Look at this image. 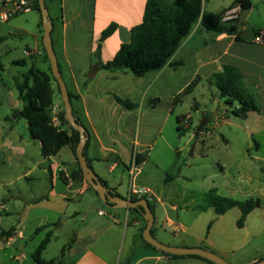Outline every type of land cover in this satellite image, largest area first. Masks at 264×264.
<instances>
[{
	"label": "rangeland",
	"instance_id": "1",
	"mask_svg": "<svg viewBox=\"0 0 264 264\" xmlns=\"http://www.w3.org/2000/svg\"><path fill=\"white\" fill-rule=\"evenodd\" d=\"M251 1L250 18L264 25V0ZM231 2L205 0L203 9L219 12ZM56 3L59 4V0ZM89 4L87 0L86 8ZM47 5L50 18L54 17L50 3L47 2ZM23 18H27L28 30L36 29L42 34L41 17L37 10L18 15V19ZM7 28L8 24L0 21V37L6 35L0 39V120L2 124L14 127V136H22L21 143L26 154L17 155L9 162L8 184L0 186V202L4 200L6 207L0 212V229L6 230L21 220L24 237L17 238V242L12 244L0 240V264H34L31 253L53 226L37 232L35 228L56 221L60 222V226L53 228V234L41 254L43 259L55 258L54 264H57L61 249L71 245L76 237L84 235L94 239V243L90 241L88 244L91 246L89 253L81 260L73 252L66 253L62 258L63 264H102L101 261L123 264L124 260H131L132 227L128 226L126 230L128 216L125 208L107 206L93 190L79 193L75 186L69 189L59 178L53 183L54 193L63 197L50 198L52 185L46 168L48 162L43 161L40 144L29 135L26 121L20 116H13L17 109L12 100V96L17 99L13 80L29 68L31 61L25 65L12 64L11 55L6 50L16 47L27 36L7 35ZM83 36L88 38L89 31ZM33 63L39 70L52 74L48 58L44 57V61L36 59ZM193 68V64L186 63L184 66L167 68L163 73L151 71L145 74L146 79L151 80V100L147 101L149 108L139 116L135 126L148 128L151 135L149 141L152 146L148 148L147 152L150 153L141 175H152L149 185L155 195L146 199L156 217L153 233L158 241L168 244L173 233H182L181 223L189 225L184 229L203 233L208 222L213 221L212 236L221 247L220 254H216L231 264H241L255 256L257 250L264 249V121L257 120L253 113L247 118L223 113L224 108L217 101V88L204 80L185 93L182 89L188 83ZM67 79L66 70H63V80L69 87ZM51 85L55 100L53 105L58 110L62 98L54 78H51ZM176 96L178 100L173 102ZM196 102L199 104L198 110L193 107ZM219 102L224 103L222 99ZM186 114L191 117L181 121L182 131H178L177 116ZM5 116H8L7 120L3 119ZM203 117L208 118V122L204 130L195 136L196 127ZM53 121L58 123L55 117ZM255 143L259 144V148ZM72 157L70 148L64 146L56 156H52V160L67 164ZM38 159L39 166L35 164ZM32 165L35 166L34 170L29 175H22ZM99 165L107 170L109 162H100ZM126 171L120 163L113 172L118 177L122 175L124 185L129 179ZM166 173L172 174L173 179L161 185L160 177ZM15 176L18 177L15 179ZM234 185L245 189L255 188L257 191L252 194L259 199L262 209L259 211L261 216L256 218L258 226L252 232L236 226L237 208L217 216L207 203L206 193L209 189L216 188L219 193L227 194L226 189ZM161 187L165 191V196L161 198L163 204L156 199L157 189ZM121 195L126 197V192H121ZM236 197H240V194ZM172 203L185 208L179 218L178 210L171 208ZM99 210L105 214H99ZM166 216L172 218L174 223L167 225ZM83 245L77 242L74 247L79 251ZM18 254L22 255L19 260L11 259Z\"/></svg>",
	"mask_w": 264,
	"mask_h": 264
},
{
	"label": "crops",
	"instance_id": "2",
	"mask_svg": "<svg viewBox=\"0 0 264 264\" xmlns=\"http://www.w3.org/2000/svg\"><path fill=\"white\" fill-rule=\"evenodd\" d=\"M46 1L50 3L55 15L51 17L53 23L51 37L59 70L62 77L63 70H66L68 77L67 82L70 85L68 87L64 80L67 89L79 95V99L74 100L73 106L76 115L80 117L88 131L86 159L90 160V166L93 167L92 169L97 176L106 181L108 187L114 189L118 195L122 196L121 192L125 191L126 197L124 198L132 200L134 197L129 198L128 191L131 185H135L148 189V194L154 196L155 194L151 191V185H149L152 175H141L142 168L150 153L147 152L148 148L152 146L149 141L151 135L149 134L148 128L145 129L144 126H135L140 118L139 116L146 113L149 108L147 101L151 100V80H147L145 75L135 76L125 70L92 69L96 58L95 53L98 48L101 31L112 22L117 24L115 30L100 42L99 58L104 62L114 56L122 42L129 40L131 27L142 20L146 0H88L90 4L87 8L85 5L87 0H59V4L56 3V0ZM251 3V7L248 9H239L236 13L237 17L235 18V22L237 25V34L239 36L238 39L236 38V34L206 31L199 22H197L170 58L171 61L177 62V64L174 66L167 64L157 71L163 73L167 68H176L177 66H184L186 63H191L194 68L188 76L187 84L196 78L197 85L203 80L208 82L207 78L213 72L221 70L224 64L233 65L242 72L245 82L251 84L258 94L259 110L249 111L246 118L253 113L256 115L257 120L264 121V44L251 40V31L253 29H263L264 25L250 18L249 11L253 6V2L251 1ZM32 10L33 9L30 11ZM18 15L19 14L14 15L7 21H4L8 24L6 33L7 35H26L27 39L21 40L16 47L7 49L6 51L11 55L10 61L24 59L25 62L22 65H25L30 60V66H32L33 64L35 65L33 61L36 59L44 61L42 48L43 32L41 34L40 31L36 29L32 31L28 30L26 27L27 18L21 20L18 19ZM87 30L89 31V36L88 38H84L83 33L85 34ZM5 37L6 35H2L0 39H4ZM13 82L14 88L16 89L15 79ZM113 95L128 99L136 105L127 109L121 106L113 98ZM16 97L17 99L12 96L13 105L17 106L13 115L15 117L18 116V112L24 103L17 95ZM219 100L218 98L217 101L220 103V107L224 108L225 102L221 104L222 102H219ZM54 101L53 99V103ZM193 107L195 110H198V102H196ZM223 113L226 114L225 110ZM136 114L138 115L137 118ZM186 117H191V115L186 114ZM3 119L7 120L8 116H5ZM113 124L115 126H112ZM13 132V126H6L2 124L0 120V186L8 184L7 168L9 162L12 161L13 158H17V155L23 156L26 154V149L23 147L24 144L21 143L23 141L22 136L20 134L14 136L12 134ZM38 143L40 144L39 140ZM255 144L256 147L259 148V144ZM137 154H142L143 160L140 163L135 162V169L131 172V163ZM42 157L43 161L48 162L46 168L50 173L52 185L49 194L57 196L54 193L53 187L56 178L62 179L69 189L75 186L79 190V193L89 190L86 180H80L77 175V163L74 156L67 164L52 160V156L42 155ZM104 161L109 162V165L106 167L107 170H104L103 167L105 166L101 167L99 165L100 162ZM120 163L123 164L129 176L126 185L122 182L121 174L119 177L113 175L114 170ZM35 164L39 166V159ZM34 167V165L28 167V170L22 175H29L30 172L34 170ZM167 175L168 173L160 177L161 185L173 179V175L169 174L170 177L165 180V176ZM17 177L18 176H15L14 178L16 179ZM10 182H12V180ZM211 189H214L217 194L239 200L249 197L257 198L252 194L256 189L250 187L245 189L242 186H230L226 189L227 194L219 193L216 188ZM156 194V199L163 204L164 202L161 201V198L165 196L164 188H158ZM237 194H240V197H236ZM135 198L138 199V197ZM140 198L145 197L142 196ZM4 202V200L0 202V212L6 208ZM208 205L211 206L209 203ZM171 208L178 210L179 213L177 218L180 217V213L185 209L182 206H178L176 203H172ZM186 208L188 207L186 206ZM235 208L238 209L235 213L239 217L240 209L238 207H231L227 211ZM260 209H262V205L259 201L258 206L246 215L243 225L238 228L250 229L249 232L255 230L258 226V219L256 218L261 216L259 212ZM125 211L128 216V220L125 223L126 230L128 226L132 227L130 239L133 249H130L132 253L131 260L126 259L123 261V264H212L195 256L184 255L181 257H169L157 248L153 249L146 246L136 237L138 229L143 225L145 226V223L139 216L133 218L135 215L131 214L128 209ZM227 211H225V213ZM104 214L103 212L101 215ZM223 214L216 215L221 216ZM164 219L167 225L174 223L173 219L169 216H166ZM155 220L156 217L154 215L153 225L155 224ZM212 223L213 221L208 222L203 233L195 232L193 229H184L189 225L181 223L179 226H181L180 230L182 233H173V236L168 239V244L187 247L196 246L220 254L221 247L214 242L212 236ZM12 226H14L15 229L11 236L6 237L0 235V240H4L7 244L16 243L17 238L24 237L21 220H18V222ZM53 228L57 227L53 226ZM53 228H51L52 234ZM1 231H3V229H0V232ZM154 234L153 236H155ZM93 240L92 237L84 235L76 237L73 243L66 248L63 257L67 255L66 253L70 254L73 252L74 256H78L77 259H84L91 249V246L88 244L90 241L94 243ZM77 242L84 244L80 247L79 251L74 247ZM256 252L255 256L241 264H252L264 257V249L257 250ZM21 257L22 255L18 254L11 257V259L17 261ZM101 263L106 264L103 261H101Z\"/></svg>",
	"mask_w": 264,
	"mask_h": 264
},
{
	"label": "trees",
	"instance_id": "3",
	"mask_svg": "<svg viewBox=\"0 0 264 264\" xmlns=\"http://www.w3.org/2000/svg\"><path fill=\"white\" fill-rule=\"evenodd\" d=\"M44 1L48 9L47 1ZM203 1L204 0H146L142 20L138 24L131 27L129 40L122 42L114 56L104 62L99 58L100 42L115 30L117 24L112 22L101 31L98 48L95 53L96 58L92 69L125 70L135 76H144L151 71L161 69L167 64L174 66L177 62L171 61L170 58L197 22H199V24L206 31L236 34V38L238 39L239 36L237 34L235 19L222 20V17L227 10L236 6H238L241 10L248 9L251 7V0H232L227 7L223 8L219 12L205 11L203 9ZM32 9L37 10L40 13L38 0H33ZM258 30L259 29H253L251 31L252 36ZM42 48L44 57L47 59L44 46ZM24 62V59L11 61L12 64L20 65L24 64ZM51 78H54L52 74L39 70L34 64L30 66L20 77L15 78L17 96L24 102L18 112V116L22 117L26 121L29 135L40 141L41 155L53 156L56 155L62 147L68 146L77 163V175L80 180H83L84 177L75 155V148L79 140V133L73 129L64 118L63 103H61V106H58L59 109L56 112L54 111L55 106L53 105V88L51 85ZM207 81L212 83L217 88L218 98L225 102L224 110L226 114L246 118L249 111L259 110L258 94L255 92L251 84L245 82L242 72L237 67L230 64H224L221 70L213 72L207 78ZM196 83L197 79L195 78L185 86L183 91L185 93L191 91ZM57 87L58 92L60 93L58 84ZM68 94L75 120L85 127L80 117L76 115V111L73 106L74 100L79 99V95L74 94L69 90ZM113 98L121 106L127 109L136 105L130 100L120 98L117 95H113ZM176 100H178V96L174 97L173 102ZM54 117L57 119V124L53 121ZM184 118H186V115L177 116L178 131H182L180 123ZM85 130L87 131L86 127ZM194 134L197 136L200 132L195 131ZM87 145L88 140H86L84 146L85 155ZM134 160L136 163H140L143 160V155L137 154ZM87 162L90 165L89 159H87ZM168 177H170L169 174L165 176V180L168 179ZM98 179L109 190L117 194L114 189L108 187L106 181H104L101 177L98 176ZM88 189L93 190L97 194V192L90 185H88ZM206 199L213 207L216 214H223L231 207H238L240 209V216L236 220L237 227H241L243 225L246 215L259 204V200L257 198L249 197L239 200L217 194L214 189L208 190L206 193ZM132 200H137V198L134 197ZM148 204L153 212V207L149 201ZM128 211L135 215L133 218L139 216L145 223L141 210H138L137 208H128ZM59 225V221L51 224H43L37 226L35 228V232L49 226L58 227ZM143 228L144 225L138 229L136 237L146 246L156 249L144 240L142 236ZM14 229L15 227L11 226L7 230L1 231L0 235L6 237L11 236ZM151 233L154 234L153 226L151 227ZM51 235L52 229H49L44 238L31 253L34 264L55 263V258L45 260L41 255L42 251L49 242ZM68 247L69 245L61 249L60 256L57 259V264H63L62 258L66 248ZM163 253L169 257L184 256L166 252ZM187 256H195L215 264L212 261L197 255Z\"/></svg>",
	"mask_w": 264,
	"mask_h": 264
},
{
	"label": "water",
	"instance_id": "4",
	"mask_svg": "<svg viewBox=\"0 0 264 264\" xmlns=\"http://www.w3.org/2000/svg\"><path fill=\"white\" fill-rule=\"evenodd\" d=\"M38 6H39L40 16L42 20V28H43L42 43L50 63L52 76L55 78L59 86V91L61 94L63 109H64V118L72 126V128L78 131L79 133V140L75 148V155L77 157L83 177L88 183V185H90L97 192L99 198L109 207L125 208V209L137 208L138 210H141L142 217L145 221V226L142 231V236L146 242H148L155 248L161 250L162 252L176 254V255H197L207 260H210L215 264H231L225 259H223L221 256L217 255L216 253L201 247L175 246V245H168L158 241L151 233V227L154 222V214L149 207L148 200L146 198H138L137 200L124 198L118 194L113 193L98 179L97 174L88 164L86 156L84 154V146L88 138L87 131L85 130V127L81 123H78L75 120V117L72 113V105L70 102L67 86L63 80V77L58 67L57 57L53 48L52 37H51V31L53 28L52 20L50 18L48 9L45 5V1L38 0ZM54 110H57V108L55 107ZM207 122H208V118L203 117L200 120L198 126L196 127V131L202 132L205 127L204 125ZM61 197H62L61 195L59 196L57 195V196H51L50 198L53 200ZM252 264H264V257Z\"/></svg>",
	"mask_w": 264,
	"mask_h": 264
},
{
	"label": "built area",
	"instance_id": "5",
	"mask_svg": "<svg viewBox=\"0 0 264 264\" xmlns=\"http://www.w3.org/2000/svg\"><path fill=\"white\" fill-rule=\"evenodd\" d=\"M33 0H0V21H7L14 15L28 12L32 9ZM239 7H233L232 9L227 10L222 17V20L235 19L237 17V12ZM253 42L264 44V29H259L251 37ZM135 169V161L133 159L131 163V172ZM149 190L144 187H137L131 185L128 191V197H142L151 198L148 194ZM100 214H103L102 211H99Z\"/></svg>",
	"mask_w": 264,
	"mask_h": 264
}]
</instances>
